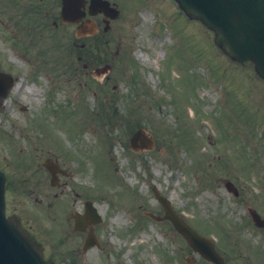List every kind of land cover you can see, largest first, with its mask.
Here are the masks:
<instances>
[{
	"label": "rangeland",
	"instance_id": "rangeland-1",
	"mask_svg": "<svg viewBox=\"0 0 264 264\" xmlns=\"http://www.w3.org/2000/svg\"><path fill=\"white\" fill-rule=\"evenodd\" d=\"M30 1L0 2V70L17 77L0 111V166L10 179L9 213L32 227L47 257L56 264H212L169 223L145 216L162 214L157 188L216 240L225 264H264V228L247 213L253 207L264 218V182L257 167H246L258 165L264 133V81L253 68L226 56L173 0H146L151 8L137 12L132 36L126 20L100 46L93 40L82 48L79 41L90 40L75 37L74 50L67 43L73 26L51 31ZM137 1L119 0L129 14ZM105 65L111 72L97 77ZM57 84L60 93L51 95ZM139 127L156 139L153 149L129 148ZM50 157L66 173L59 186L43 165ZM86 200L103 222L95 225L100 249L84 253L87 234L70 215Z\"/></svg>",
	"mask_w": 264,
	"mask_h": 264
},
{
	"label": "water",
	"instance_id": "water-1",
	"mask_svg": "<svg viewBox=\"0 0 264 264\" xmlns=\"http://www.w3.org/2000/svg\"><path fill=\"white\" fill-rule=\"evenodd\" d=\"M184 10L200 18L217 33V43L234 59L245 65L255 64L264 77V0H179ZM76 0H65L64 18L73 16ZM94 0L93 6L101 7ZM145 135L139 131L132 139V147L140 150L147 147ZM231 188L230 184H227ZM166 218L190 246L205 258L222 264L213 243L193 231L160 199ZM254 219L258 216L252 211ZM92 241V240H91ZM0 264H49L43 259L40 244L25 230L19 220L5 217L4 177L0 174Z\"/></svg>",
	"mask_w": 264,
	"mask_h": 264
},
{
	"label": "flooded vegetation",
	"instance_id": "flooded-vegetation-1",
	"mask_svg": "<svg viewBox=\"0 0 264 264\" xmlns=\"http://www.w3.org/2000/svg\"><path fill=\"white\" fill-rule=\"evenodd\" d=\"M43 0H38V4L43 3ZM112 6L117 7L116 3H112ZM45 7L49 8V13L53 14V16L58 18V14L60 15V11L62 8V0H51L50 6L45 3ZM39 8L43 9V6H39ZM86 15L88 14V9L87 7L84 8ZM46 15L48 16L49 13L48 11H45ZM122 16V11L120 10V15L118 17L117 20H110L109 18L105 17V15L103 14H99L95 17L96 21H97V28H98V32L97 33H101L102 32V28L104 30L105 33L110 32L114 29L115 23L118 22L120 20ZM87 18V16L83 19L85 20ZM74 26L77 28L79 26V24H74ZM107 29V31H106Z\"/></svg>",
	"mask_w": 264,
	"mask_h": 264
},
{
	"label": "bare ground",
	"instance_id": "bare-ground-1",
	"mask_svg": "<svg viewBox=\"0 0 264 264\" xmlns=\"http://www.w3.org/2000/svg\"><path fill=\"white\" fill-rule=\"evenodd\" d=\"M28 89H29V91H31V87H29Z\"/></svg>",
	"mask_w": 264,
	"mask_h": 264
}]
</instances>
